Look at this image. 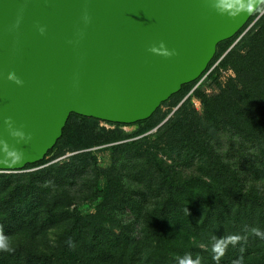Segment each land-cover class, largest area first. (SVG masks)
Segmentation results:
<instances>
[{
    "label": "trees",
    "instance_id": "16d2710c",
    "mask_svg": "<svg viewBox=\"0 0 264 264\" xmlns=\"http://www.w3.org/2000/svg\"><path fill=\"white\" fill-rule=\"evenodd\" d=\"M263 9L218 46L209 69L224 56L234 78L198 93L202 114L180 104L196 83L135 125L72 114L43 161L0 173V264H264V15L220 50ZM97 146L111 147L109 167Z\"/></svg>",
    "mask_w": 264,
    "mask_h": 264
},
{
    "label": "water",
    "instance_id": "95a60500",
    "mask_svg": "<svg viewBox=\"0 0 264 264\" xmlns=\"http://www.w3.org/2000/svg\"><path fill=\"white\" fill-rule=\"evenodd\" d=\"M263 5L0 0V173L43 161L72 114L126 126L150 119Z\"/></svg>",
    "mask_w": 264,
    "mask_h": 264
},
{
    "label": "rangeland",
    "instance_id": "374dc122",
    "mask_svg": "<svg viewBox=\"0 0 264 264\" xmlns=\"http://www.w3.org/2000/svg\"><path fill=\"white\" fill-rule=\"evenodd\" d=\"M262 13L249 25V29L247 28L242 35L237 38L235 41L232 42H228L226 44H224L220 50L228 47V49H230L231 47H233L241 38L242 36H244L252 27H254V25L256 24V22L261 18V16L264 15V9L261 11ZM224 58L221 57L219 60H217V62L211 67L213 68V71L210 73V75L201 83V85L199 86L198 89H196L193 93L192 91L194 90V88L196 87V85H194V87L192 89H190L182 98V100L180 101V104L182 105L186 100L190 101V104L192 105V107H194V109L199 113L202 114L203 113V106H202V102L200 100V98L197 96L198 93H203L205 96H214V95H218L220 92L221 87H223L225 85V83L231 79L234 78V73L230 74L229 71H232L231 69H227L225 70L222 65H221V60ZM219 63V64H218ZM210 68V69H211ZM233 72V71H232ZM232 75V76H230ZM174 101L170 102L169 104L163 106L161 108V114L165 113V112H169L171 110V114L174 112V110L177 108L175 107H171L170 105L173 103ZM180 106V105H179ZM173 115V114H172ZM170 115V117L172 116ZM169 117V118H170ZM101 127L110 129L112 127L101 123L100 125ZM137 129V127H125L124 130L128 133H133L135 132ZM225 140L227 141V143L229 142V139L225 138ZM226 141L223 142L224 144H226ZM231 143H233V145H230L229 151L231 157H235L237 155V153H235L234 149L238 147V143H235L233 141V139L230 141ZM240 148V147H239ZM238 148V150H239ZM225 149V148H223ZM161 150V149H160ZM94 156L96 158V162L97 165L100 166L101 168H107L110 166L111 161H112V149L109 146H103V147H96L93 150ZM160 154H163L164 157H168V153L167 152H162L160 151ZM72 156V154L68 153L63 157H60L56 160H54L55 162H61L66 160L67 157ZM30 171H34V170H30ZM29 171V172H30ZM9 174V173H8ZM100 186L101 188H105L106 186V180L104 178H102L101 182H100ZM77 187H75L74 189H76ZM81 202H77L75 204L74 207L77 208V210L81 213V214H93L95 213V208H94V203H81Z\"/></svg>",
    "mask_w": 264,
    "mask_h": 264
},
{
    "label": "built area",
    "instance_id": "2783aa9c",
    "mask_svg": "<svg viewBox=\"0 0 264 264\" xmlns=\"http://www.w3.org/2000/svg\"><path fill=\"white\" fill-rule=\"evenodd\" d=\"M250 28V27H249ZM248 28V29H249ZM219 64V63H218ZM214 68V67H213ZM213 68L209 69L204 75L203 77H201V79H199L197 82H196V87L194 88V90L192 91V93L199 88V86L201 85V83L210 75V73L213 71ZM230 74H232L233 72L232 71H229ZM232 76V75H230Z\"/></svg>",
    "mask_w": 264,
    "mask_h": 264
},
{
    "label": "clouds",
    "instance_id": "9594fccd",
    "mask_svg": "<svg viewBox=\"0 0 264 264\" xmlns=\"http://www.w3.org/2000/svg\"><path fill=\"white\" fill-rule=\"evenodd\" d=\"M160 49L161 50L165 49L163 44H161ZM151 51L155 53V52H157V49L156 48H152ZM163 54L166 55V56H170V55H173L174 53L173 52H169V51H164Z\"/></svg>",
    "mask_w": 264,
    "mask_h": 264
}]
</instances>
